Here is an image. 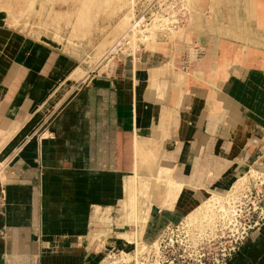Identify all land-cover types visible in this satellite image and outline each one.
I'll return each instance as SVG.
<instances>
[{
	"label": "crops",
	"instance_id": "0c3cea01",
	"mask_svg": "<svg viewBox=\"0 0 264 264\" xmlns=\"http://www.w3.org/2000/svg\"><path fill=\"white\" fill-rule=\"evenodd\" d=\"M217 4L222 26L188 34L176 57L186 73L178 99L153 97L150 68L168 57L138 51L135 65L125 56L120 67L81 76L57 46L6 34L0 130L13 132L0 137V264H104L92 249L101 242L107 253L130 232L125 213L118 223L101 210L123 205L119 190L134 169L136 128L159 136L158 165L186 189L166 209L173 218L200 199L203 187L221 191L264 165V0ZM258 223L221 264H264V218Z\"/></svg>",
	"mask_w": 264,
	"mask_h": 264
},
{
	"label": "rangeland",
	"instance_id": "374dc122",
	"mask_svg": "<svg viewBox=\"0 0 264 264\" xmlns=\"http://www.w3.org/2000/svg\"><path fill=\"white\" fill-rule=\"evenodd\" d=\"M218 1L222 0H0V46L11 32L40 39L43 32L54 34L59 42L57 49L67 55L71 66H75L74 72L81 76L120 67L125 56V62L135 65L138 51L149 52L159 59L165 56L168 59L151 67L150 74H154L155 86H163L176 99L184 92L181 84L182 76H186L177 69L176 57L187 49L188 34L199 28L205 32L222 26ZM210 13L212 17L207 18ZM247 51V47L242 48L243 55ZM156 95L153 94L155 100ZM6 105L10 109L11 105ZM32 119L19 121V125L28 128ZM136 132L139 136L134 143V169L126 174L119 190L123 205L116 204L112 213L111 208L101 210L113 220L119 216L118 223L123 222L125 213L126 229L130 232L122 233L114 241L116 248H109L107 253L100 251L101 242L92 251L96 249V255L104 256V264L225 262L243 236L264 218V165L233 177L221 191L212 185L203 187L206 189L200 199L173 218L166 214V209L175 207L186 189L172 177L169 168H163L166 173L161 179L162 168L158 165L161 144L155 138L159 136H154L149 128H136ZM136 169L142 185L150 188L145 201L150 212L139 238L135 235L132 208L136 190L143 188L134 182ZM149 179L153 180L147 183ZM159 191L163 193L157 205L153 198ZM111 228L116 229V225ZM127 233L136 239H129L130 243L119 247L120 240L128 239ZM223 252L227 255L223 256Z\"/></svg>",
	"mask_w": 264,
	"mask_h": 264
},
{
	"label": "bare ground",
	"instance_id": "6f19581e",
	"mask_svg": "<svg viewBox=\"0 0 264 264\" xmlns=\"http://www.w3.org/2000/svg\"><path fill=\"white\" fill-rule=\"evenodd\" d=\"M56 35L54 34H51V33H46V32H43L40 34V37L47 41L48 43L56 46V45H59V42H58V39L55 38ZM142 39V38H141ZM130 61V60H129ZM116 63V62H115ZM107 64V63H106ZM115 65V64H114ZM156 71H160V70H157ZM134 74V73H133ZM130 80L134 83L135 85V90L137 93H139V88H140V83H138L135 79V77H131ZM158 86L160 85H157L155 86L154 88V93L153 94H158L156 95L157 97V101H160V100H167L168 99V96L169 94H167L165 92V89L163 88V86H160L161 89H158ZM163 89V90H162ZM162 90V91H161ZM178 99V97H176ZM155 99V97H154ZM17 128V127H16ZM7 131L3 132L0 130V137H1V140L7 138V134H11L13 132V128H6ZM15 130V128H14ZM10 136V135H9ZM136 136L138 137L139 136V133L136 132ZM2 151V150H1ZM164 153V152H163ZM5 157V156H4ZM5 162V161H4ZM162 170L159 169V175L161 176V179L163 180L164 179V176H165V173H166V170L165 167H161ZM164 168V169H163ZM133 177H134V182L137 184V186H141V188H143L142 190H136V193H135V197H134V207L132 208V214H133V219H134V229L136 230L137 229V232H136V236L139 238L140 237V233H141V230L142 228L144 227V224H145V220L147 218V216L149 215V212H150V208L145 205V201H146V194H148V190L150 188H146V186L144 187L142 185V179H141V176L139 175V172L138 170L136 169L135 170V173L133 174ZM173 180V178H171ZM153 180V179H152ZM149 179L148 182L152 181ZM163 182V181H162ZM155 186H159V185H155ZM138 188V187H137ZM153 188H154V185H153ZM166 187L164 186L163 187V190L165 189ZM139 189V188H138ZM155 190V188H154ZM163 191H159V192H155V197L153 198L154 200L156 199V203L157 205L159 204L160 202V199L162 198V194ZM134 230V232H135ZM110 235V234H109ZM114 235V234H113ZM117 235V234H116ZM128 236V239L125 241V243H130L129 239L132 240V238H135V237H132L130 236V234H126ZM112 236V235H111ZM126 236V237H127ZM123 237V236H122ZM124 238V237H123ZM136 239V238H135ZM129 240V241H128ZM132 242V241H131ZM121 243V242H120ZM126 245V244H125ZM102 249V248H101Z\"/></svg>",
	"mask_w": 264,
	"mask_h": 264
},
{
	"label": "built area",
	"instance_id": "2783aa9c",
	"mask_svg": "<svg viewBox=\"0 0 264 264\" xmlns=\"http://www.w3.org/2000/svg\"><path fill=\"white\" fill-rule=\"evenodd\" d=\"M258 222V221H257ZM229 253V252H228ZM223 254V256H225V255H227V254H225L224 252L222 253ZM109 256H111V255H114V253H109L108 254ZM120 264V263H119Z\"/></svg>",
	"mask_w": 264,
	"mask_h": 264
}]
</instances>
